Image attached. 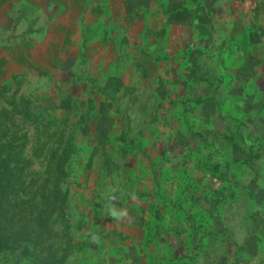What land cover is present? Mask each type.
Segmentation results:
<instances>
[{
    "label": "rangeland",
    "instance_id": "obj_1",
    "mask_svg": "<svg viewBox=\"0 0 264 264\" xmlns=\"http://www.w3.org/2000/svg\"><path fill=\"white\" fill-rule=\"evenodd\" d=\"M208 10L237 35L216 36L212 55L172 72L119 71L125 87L102 63L61 76L14 52L0 64V111L22 97L39 116L28 178H44L51 148H72L61 264H264V0ZM166 42L156 44L163 67ZM245 79L253 96L235 103L233 84ZM0 264L34 263L28 252Z\"/></svg>",
    "mask_w": 264,
    "mask_h": 264
},
{
    "label": "crops",
    "instance_id": "obj_2",
    "mask_svg": "<svg viewBox=\"0 0 264 264\" xmlns=\"http://www.w3.org/2000/svg\"><path fill=\"white\" fill-rule=\"evenodd\" d=\"M208 1L0 0V64L7 70L14 52L27 64L61 76L77 70L79 64L102 63L113 66L117 83L122 81L118 86L125 87L130 80L126 82L119 71L130 76L142 70L172 72L178 61L206 55V47L212 48L210 41L216 36L237 35V29L222 27L228 22H222L221 16L211 18L208 6L213 0ZM163 12L164 19L160 17ZM163 38L167 39L166 67L156 51L157 41ZM146 39L152 43L149 47L144 46ZM180 55L185 59H177ZM252 84V79L237 80L232 101L246 102L252 97Z\"/></svg>",
    "mask_w": 264,
    "mask_h": 264
},
{
    "label": "trees",
    "instance_id": "obj_3",
    "mask_svg": "<svg viewBox=\"0 0 264 264\" xmlns=\"http://www.w3.org/2000/svg\"><path fill=\"white\" fill-rule=\"evenodd\" d=\"M28 106L20 97L13 112L0 111V259L29 252L34 264H61L71 247L63 182L72 148H51L44 178L29 179L28 131L38 140L40 121Z\"/></svg>",
    "mask_w": 264,
    "mask_h": 264
}]
</instances>
